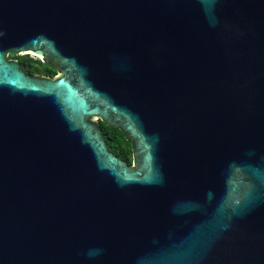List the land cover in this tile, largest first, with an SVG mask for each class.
<instances>
[{
    "label": "water",
    "instance_id": "obj_1",
    "mask_svg": "<svg viewBox=\"0 0 264 264\" xmlns=\"http://www.w3.org/2000/svg\"><path fill=\"white\" fill-rule=\"evenodd\" d=\"M0 264H264V0H0Z\"/></svg>",
    "mask_w": 264,
    "mask_h": 264
},
{
    "label": "trees",
    "instance_id": "obj_2",
    "mask_svg": "<svg viewBox=\"0 0 264 264\" xmlns=\"http://www.w3.org/2000/svg\"><path fill=\"white\" fill-rule=\"evenodd\" d=\"M10 56L19 58L21 60L22 58L27 59V68L31 72H37L48 75L55 73L54 68H52L47 63L40 61L36 57H24L21 55ZM102 128L105 135V139L108 143L109 150L114 154L125 159L128 163H131V147L129 140H126L122 132L117 128L109 127L107 125H104L103 123Z\"/></svg>",
    "mask_w": 264,
    "mask_h": 264
},
{
    "label": "flooded vegetation",
    "instance_id": "obj_3",
    "mask_svg": "<svg viewBox=\"0 0 264 264\" xmlns=\"http://www.w3.org/2000/svg\"><path fill=\"white\" fill-rule=\"evenodd\" d=\"M21 56L28 57L27 55H24V54H22ZM13 58H15V57H13ZM16 59H18L22 64L25 65L26 70H27L30 74L37 73V72H31V71L28 70V68H27L28 60H27V59H23V58H22V60L19 59V58H16ZM39 74H42V73H39ZM54 74H55V73H53V74H51V75H48V74H44V75L53 76ZM100 125H101V127H102V123H100Z\"/></svg>",
    "mask_w": 264,
    "mask_h": 264
},
{
    "label": "rangeland",
    "instance_id": "obj_4",
    "mask_svg": "<svg viewBox=\"0 0 264 264\" xmlns=\"http://www.w3.org/2000/svg\"><path fill=\"white\" fill-rule=\"evenodd\" d=\"M28 57H35L32 52H29Z\"/></svg>",
    "mask_w": 264,
    "mask_h": 264
}]
</instances>
